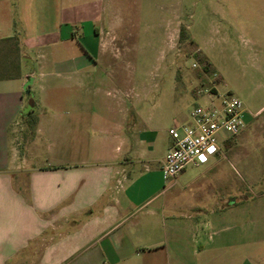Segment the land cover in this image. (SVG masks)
<instances>
[{"label": "crops", "instance_id": "1", "mask_svg": "<svg viewBox=\"0 0 264 264\" xmlns=\"http://www.w3.org/2000/svg\"><path fill=\"white\" fill-rule=\"evenodd\" d=\"M48 1L55 10L54 17L43 21L45 44L64 42L69 45L68 52L79 55V62L68 70L78 76L79 82L74 83L81 87L85 57L93 52L90 38L97 40L95 54L101 56L107 53L108 40L118 37L117 22L107 14L118 2ZM16 12L0 19V39L25 33L19 37V63L20 71L30 77L32 73L26 68L32 65L31 55L41 45L33 38V18L25 21ZM51 34L53 40H49ZM18 79L20 82H0V264L183 262L182 246L160 239L148 241L144 229L160 224L164 227L168 216L185 215H168L163 199V208L152 207L165 187L152 190L149 178L138 184L140 178L134 177L136 173L142 175L141 169L148 173L151 163H162L171 142L167 130L172 125L164 127L167 139L162 146V136H156L162 127L152 130V116L144 112V104L139 100L137 106L128 96L117 102V120L102 131V145L93 150L97 153H66L73 145L71 139L80 141L74 144L78 146L75 151H87L83 138L87 119L80 115L78 136L73 130L74 136L68 138L71 131L56 123L55 114L43 110L44 102L33 100L31 107L25 108L28 97L22 90L26 84ZM33 85L28 83L27 91ZM30 110L36 125L20 152L13 145L14 135L22 129L19 121ZM174 113L183 122L188 120L189 112L183 113L180 107ZM244 131L219 151L200 156L197 163L187 165L173 178V183L182 186L195 185V212L187 218L194 223L196 263L264 264V190H249L248 184L238 181L231 171L229 153ZM45 141L50 155L40 163L37 145Z\"/></svg>", "mask_w": 264, "mask_h": 264}, {"label": "rangeland", "instance_id": "2", "mask_svg": "<svg viewBox=\"0 0 264 264\" xmlns=\"http://www.w3.org/2000/svg\"><path fill=\"white\" fill-rule=\"evenodd\" d=\"M116 1L118 5L109 8L107 14L117 22L118 37L108 40L107 53L101 56L95 54L97 40L90 38L93 52L85 57L80 78L83 85L78 87L74 83L79 82L78 76L68 69L76 66L79 55L68 52L69 45L64 42L54 40L56 43L45 44L43 21L45 17H54L55 10L51 1L2 0L0 19L9 18V13L14 15L15 9L24 20L32 17L33 38L41 46L31 55L33 63L26 70L32 74L28 77L24 70L20 71L19 63L22 56L19 37L25 33L12 35L17 42L0 41L3 61L0 82H20L19 77L26 86L34 82L32 90L27 91L26 86L22 90L28 97L25 108L33 100L44 102L43 110L55 114L56 123L71 131L68 138L74 136L73 130L78 136L80 115L85 116L87 134L83 138L87 140V151H75L78 146L74 144L80 141L73 139V145L66 151L78 156L97 153L93 150L97 144L102 145V131L117 120V102L128 96L137 106L139 100L144 104V112L152 116L149 122L152 130L162 127L156 136H162L163 146L167 139L164 127L184 121L174 113L175 109L180 107L186 114L196 104L204 103L206 91L212 90L211 83L216 82L219 92H231L246 109L245 131L229 153L232 174L238 181L246 182L249 190H264V0ZM53 39L51 34L49 40ZM196 54L206 59L200 62ZM206 63L211 71L204 69ZM19 125L22 129L14 135L13 145L22 152L33 130L27 125V118L19 121ZM41 144L37 145L41 156L38 161L44 163L50 152L46 151V141ZM141 172L142 175H134L140 178L138 184L149 178L150 189L165 187L152 207L163 208V204L160 206L163 199L168 215L171 212L185 215L168 216L164 227L160 224L144 229L146 239L182 246L183 262L167 264H200L195 262L193 252L194 223L187 218L195 212V185L173 183L174 179L161 170V163H151L148 173L142 169Z\"/></svg>", "mask_w": 264, "mask_h": 264}, {"label": "built area", "instance_id": "3", "mask_svg": "<svg viewBox=\"0 0 264 264\" xmlns=\"http://www.w3.org/2000/svg\"><path fill=\"white\" fill-rule=\"evenodd\" d=\"M215 77L216 73L211 72ZM207 90V100L196 104L188 120L168 128L171 142L161 163L168 178H175L187 165L197 163L200 156L212 154L246 127L242 101L229 91L219 92L216 82Z\"/></svg>", "mask_w": 264, "mask_h": 264}, {"label": "trees", "instance_id": "4", "mask_svg": "<svg viewBox=\"0 0 264 264\" xmlns=\"http://www.w3.org/2000/svg\"><path fill=\"white\" fill-rule=\"evenodd\" d=\"M181 31L183 32L184 31V27H182L181 28ZM17 37L16 36H10V37H6V38H3V39H0V41L1 42H6V41H11V40H13L14 42H17ZM0 42V43H1ZM1 54H2V49H1V47H0V67H1V65H2V58H1ZM195 57H196V59L198 60V61H200V62H203L206 58H205V56H203V55H199V54H196L195 55ZM208 64L209 63H206V66L204 67V69L205 70H210L211 71V69L208 67ZM209 68V69H208ZM32 114H31V110L29 111V112H27V113H25L24 114V116H25V118H27V125L32 129V130H34V128H35V125H36V117H32L31 116ZM227 142H231V141H227Z\"/></svg>", "mask_w": 264, "mask_h": 264}, {"label": "water", "instance_id": "5", "mask_svg": "<svg viewBox=\"0 0 264 264\" xmlns=\"http://www.w3.org/2000/svg\"><path fill=\"white\" fill-rule=\"evenodd\" d=\"M29 107H31V104H29ZM29 110V108H27V111Z\"/></svg>", "mask_w": 264, "mask_h": 264}]
</instances>
